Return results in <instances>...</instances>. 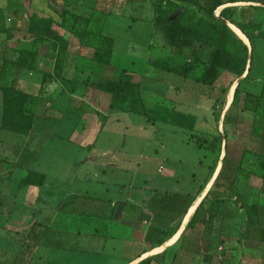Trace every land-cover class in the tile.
<instances>
[{
  "label": "rangeland",
  "instance_id": "obj_1",
  "mask_svg": "<svg viewBox=\"0 0 264 264\" xmlns=\"http://www.w3.org/2000/svg\"><path fill=\"white\" fill-rule=\"evenodd\" d=\"M232 1L225 0L226 15L248 28L255 38L253 44L235 33L231 22L223 17V8L210 15L203 9L202 0H0V57L4 60H13L22 48L32 47L29 33L33 21L30 20L51 16L64 37L60 45L68 42L74 52L67 63L68 77L95 81L98 77L123 76L141 83L138 96L149 107L145 116L127 112L131 114L117 119V114L128 111L130 104H134V98L119 104L114 111L110 107L111 95L99 89H83L76 93V97L64 98L63 93L67 91L57 81L41 91L43 73L52 71L57 50L53 40L47 48L46 45L41 47L48 54L33 58L29 69L20 73L24 90L37 95L29 109L37 111L38 117L28 137L1 128L4 106L0 90V263L111 264L106 256L84 255L81 250L40 247L35 253L36 249H29L27 245V234L34 222L52 221L69 192L116 198L118 189L129 187L134 174L140 182L150 175L149 185H158L167 178L173 159L182 160L180 173L184 179L181 183L191 187L194 183L188 176L200 171L199 159L200 163L216 166L221 152L224 150L226 153L227 142L231 160H242L244 167L238 189L248 196L250 202L261 204L260 216L255 219L249 210L240 211V205L232 199L228 200L232 202L229 206L237 211L235 214L243 226L264 225V179L261 178L260 167L264 144L251 132L253 123L259 121V115L245 104L246 93L261 94L264 88V0ZM9 7L20 8L22 19H15ZM61 14L64 18L73 16L77 19L76 24L63 22ZM95 16H99L100 21ZM157 16L177 18L183 25L193 28L194 45L182 50L172 48L162 27L154 26ZM86 20H90L93 28L103 29L114 37L113 67L100 69L91 60V49H85L83 54L76 56L78 49L74 47V31L82 30ZM223 22L232 30L226 36L227 50L238 60L248 56V77L242 82L239 99L231 109L232 115L240 114L246 118L242 126L224 125L239 79L227 93L224 94L223 89L232 85L237 78L235 73L223 70L213 88L196 81L212 52L221 45ZM251 56L253 62L249 71ZM187 63L196 64L189 78L167 71V68L180 70ZM123 68L127 69L126 73L122 72ZM14 75V68L3 65L0 60V83L10 82ZM68 94L71 95L70 92ZM214 104H217L216 114ZM105 123L108 124L101 131ZM190 132L210 140L222 134L223 144H219L215 152L195 148L187 143ZM95 145V150L89 149ZM126 156L132 160L131 163L123 161ZM86 157L90 159L85 160ZM111 163L116 166H105ZM125 164H130V175H125L120 167ZM160 165L165 167L162 172H159ZM30 170L45 173L49 186L19 189V182ZM193 177L198 179L197 174ZM52 184L60 187L54 189L50 187ZM37 195L45 202L39 205ZM77 200L73 195L66 199L74 212H109L106 202L87 208ZM218 207L225 205L218 204ZM103 242L100 247L104 246ZM68 243L83 246L78 240ZM244 248L249 252L247 254L255 257L238 258L234 264H264V243H247ZM193 262L203 263L200 257Z\"/></svg>",
  "mask_w": 264,
  "mask_h": 264
},
{
  "label": "trees",
  "instance_id": "obj_2",
  "mask_svg": "<svg viewBox=\"0 0 264 264\" xmlns=\"http://www.w3.org/2000/svg\"><path fill=\"white\" fill-rule=\"evenodd\" d=\"M182 1L192 2L194 0ZM249 1L258 2V0ZM202 2L203 9L210 15H214L215 12L217 13L218 9L220 7L224 8V5L226 4L225 0H202ZM232 2L235 1L233 0ZM52 8L56 13H60L56 7ZM9 10H11L14 18L22 19L23 12L20 8L12 9L9 7ZM222 10L223 17L229 20L231 25L240 29L249 39V42L253 44L255 38L248 31V28L245 25L242 26L234 22L232 18L227 16L226 8ZM110 15L111 14H108V16ZM95 18L100 21L99 16H95ZM30 21L34 22H32V27H30L29 33L32 38V47L22 48L13 60H4L3 57H0V60L3 61V65L12 66L15 70V75L10 82L7 81L3 84L0 83L4 106L1 121V128L3 130L26 137L29 136L34 129L37 114L36 112L31 111L29 106L34 103L36 96L21 89L18 86V79L22 70L29 69L31 60L40 55L42 50L41 47L46 45L45 47L47 48L52 40L56 43L57 47L55 63L52 72L43 73L42 85L40 88L41 91L44 89L46 83L49 82V78L60 82L63 89L71 93H75L82 89L88 90L95 88L111 95L110 107L112 109L117 108L121 103H125L131 97L135 99L134 104H130L131 107H129L128 111L126 109V111H124L143 116L146 115L149 108L146 106L142 97L138 96V92L142 87L141 83L126 79L123 76L117 78L98 77L95 81L89 79L79 81L64 76V68L67 57L70 53L69 43L67 42L60 45V42H62L64 37L61 32L55 28V19L52 17H35ZM62 21L76 24L77 19L73 18L71 15L64 18L62 15ZM86 21V26L82 30H75L74 35L79 39L80 44L83 47L91 48L93 50L91 60L95 62L100 69L113 67V56L115 51L114 37L105 33L103 29L93 28L90 25V20ZM222 25L224 31L220 34L221 45L212 52L209 61L196 81L202 85L213 88L216 86L223 70L235 73L237 78L232 82V85L230 87H224L223 89V93L225 94L231 89L235 81L240 79L246 73L248 56L243 60H238L227 50L225 47L226 36L227 33L232 32V30L226 22H223ZM154 26L162 27L168 44L176 50L192 47L195 43V30L183 25L177 18L169 19L157 16L154 19ZM11 28H9V31ZM245 48L248 49L247 46H245ZM252 62L253 56H251L249 71L251 70ZM195 69L196 64L187 63L180 70L167 68V71L176 73L184 78H189L191 72ZM122 72L126 73L127 69L123 68ZM247 77L248 75L241 79L235 89L234 100L224 117V125L242 126L246 122L244 116L240 114L232 115L231 109L236 105L241 92L242 82ZM245 104L247 108L252 109L259 115V121L253 123L251 132L261 141L262 144H264V88L261 94H254L251 92L246 93ZM216 109L217 104H214V114L217 113ZM217 119L219 120L220 117H217ZM173 125L178 126L179 124L173 123ZM187 143L198 149L215 152L217 146L223 144V136L222 134H219L213 140H210L207 137H202L194 132H190L187 135ZM260 167L262 170L261 178L264 179V156L262 157ZM243 171L244 167L242 165V160H231L229 156V142H227V149L223 163L213 184L214 190L208 192L206 198L200 203L185 231L182 233L183 243H185V240L188 237L193 239V244H191L190 241L189 246L186 249L191 251V247H195L193 248L195 253L206 255L208 252L217 249L221 243H224V240L218 233H216V230L219 228L217 225V222L219 221L218 219L222 218L220 216L221 211L218 204H225L229 199L231 200L235 197V203L239 204L240 207L249 210V212L253 216H256L257 219L259 218L261 204L250 202L248 196L238 189V180ZM46 179L47 176L45 173L30 170L19 182L18 187L19 189L29 186L40 187L44 185ZM154 192L155 195L150 202V208L154 212V221L166 228V230L163 237L159 238L156 242L148 244L151 249L163 245L166 240L173 235L175 231L173 223L182 219L188 213L189 208L194 201V197L191 194L184 195L180 193L161 192L158 190H154ZM74 197L88 198V196L78 195H75ZM207 198H211L209 204H207ZM103 201L109 202L110 200L104 199ZM68 206V201L63 202L59 207L54 220L51 222H34L27 234V245L29 249H36L38 247H53L61 250L66 249L65 242L62 239V234L64 232H82L91 233L92 235L99 234L103 237L109 232V236H112L113 238L116 237V235H114L115 231H111L113 228L114 230H117V224L112 223L108 218L98 215L79 214L77 212H65ZM115 210L116 209L114 208L110 219L114 216ZM82 216H85L86 218L84 219L85 221L80 224L79 218ZM68 221L70 225L68 224ZM64 222H67L66 225ZM68 225L70 228H68ZM248 226L253 230L250 233L246 232V237L258 243H264V225L256 224ZM176 260L177 254L175 256V261ZM152 261L153 257H150L144 259L139 264H151ZM227 261L228 259L226 258L225 260L220 261L219 264H229Z\"/></svg>",
  "mask_w": 264,
  "mask_h": 264
},
{
  "label": "crops",
  "instance_id": "obj_3",
  "mask_svg": "<svg viewBox=\"0 0 264 264\" xmlns=\"http://www.w3.org/2000/svg\"><path fill=\"white\" fill-rule=\"evenodd\" d=\"M225 6L226 5H224V8ZM74 47H76L75 49H78L77 50L78 52L76 53V56L78 57L79 55H81V53L83 54L85 49H91V48L83 47L80 44V41L78 38H76L74 42ZM69 52L70 53L67 57L66 65L64 68V76L66 77H68L67 75L68 60H69V57H71L74 53L71 46H69ZM47 54H48V51L44 52L41 50L40 56L45 57ZM92 56H93V50H92ZM54 63H55V57L53 59V64H52L53 67H54ZM80 68H76L77 71H80L81 70ZM47 72H52V71L49 70ZM68 78L83 81L81 79H76V78H71V77H68ZM21 83H22V79L19 76L18 86L24 90V88L21 86ZM54 83H57V81H55L54 79H50L49 82L46 83L45 86L50 87ZM41 85H42V81H41ZM24 91L29 92L28 90H24ZM77 92L75 93L70 92L71 95L68 96L69 94L67 91L66 93H63L64 94L63 97L64 98L76 97L75 95ZM47 95L49 94H46V96ZM35 96L37 97V95ZM98 101H99V98L96 101V106L98 105ZM110 103H111V100H110ZM57 104L60 105V102H57ZM145 104H146V101H145ZM35 112L36 114L38 113L37 111ZM128 114H131V113H127V112H122L121 114L119 113L117 114L118 115L117 119L119 118L123 119L124 115H128ZM37 117H38V114H37ZM106 124L108 123L104 124V127L102 128L101 131H103L106 128L107 126ZM125 144H126V141L123 143V146H125ZM95 148H96V145L94 148H89V149L95 150ZM224 156H223V159H224ZM209 157H210V154H209ZM89 159L90 157L85 158V160H89ZM123 161L126 163L132 162V160H130L129 157L127 156L123 158ZM181 162H182L181 159H177V160L173 159V167L169 169V172L167 173L168 174L167 178L162 180L159 184L157 183L158 185H153V186L149 185L150 184L149 174H148L149 177L144 178L143 180H141V182L135 179V174H134L133 179L129 181V187H125L124 190L123 188L118 189L119 193L117 194L116 198L107 199V198H103V197L96 196V195L69 192L67 196L62 200L59 207L61 206L63 202L66 201V199L70 195L88 196V198L87 197H77L78 199L77 203L84 204V206H86L87 208L88 206L90 208L91 207L94 208L98 206L96 203L106 202L109 205L108 213L99 214L97 212L94 213V212H89L86 210H82L77 213L86 214V215H94V216L96 215L104 216L108 218L109 221H111L112 223L117 224V230H114L113 228L111 231V232L115 231L114 235H116V237L114 238L112 236H109V232H107L105 237L100 236L99 234L92 235L91 233L64 232L62 234V239L65 242L66 249L79 250V251L81 250V252L84 255L91 254L94 257L106 256L108 260L112 262L111 264H139L144 259H147L150 257H153V261L151 264H193L194 263L193 261L199 257L202 258V261H203V263H200V264H219L220 261H223L226 258L228 259L227 262L229 264L231 263L234 264L238 258H246V256L248 255L254 256V254H247L249 252L244 248L247 245V243H258L246 237V232L250 233L253 230L250 226H248L251 224H248L247 226L246 225L243 226V224L240 222V219H238L237 215L235 214L237 213V211H234V209L231 206H229V203H232V202H226L225 204H223L225 205V207H220V211H221L220 216L222 218H219L218 219L219 221L217 222V225L219 226V228L216 230V233L220 235V237L224 240V243H221L217 249L208 252L206 255L195 253L193 251L194 250L193 248L195 247H191V251L186 249L189 246L190 241H191V244H193L192 243L193 239L190 237L186 238L185 243H183V239H182V233L185 231L187 225L189 224L191 220L190 219L189 222L185 224L187 217L189 216L188 215L189 211L192 208L194 203H198V206H199L200 203L206 198L208 192L210 190H214L213 184L220 172V170L219 172H217L218 171L217 167H220L221 169L223 161L221 163V158H220L218 160L217 165L215 166L212 163H207V162L200 163V159H199V165L201 168L200 171L194 172L192 176H188L189 179H191L192 183H194V185L191 187L185 186L181 183L182 180L184 179L183 175H181L180 173ZM129 165L130 164H125V165L120 166L122 170H124L123 173L125 175L131 174V172L128 169ZM105 166L115 167L116 165L114 163H111V164H105ZM163 170H165V167L163 165H160L159 172H162ZM194 174L198 175L197 180H195V178L193 177ZM207 178L209 179L207 180ZM204 180H207V182ZM209 183H212L211 188L206 190L207 185ZM44 186H49L48 176L43 186H40V187L29 186V187H31L30 189H33V188L38 189V188H43ZM50 187H53L54 189H58L60 186L59 184H52L50 185ZM154 190H158L161 192L180 193L184 195L191 194L194 197V201L191 207L189 208L188 213L182 219L177 220L173 223V227H175V231L173 235L169 237L163 245L157 246L151 249L148 244L156 242L159 238L163 237L164 232L166 230V228H164L163 226L159 225L156 221H154V212L150 208V202L155 195ZM36 197L38 199L39 205L45 202V199L43 197L39 195H37ZM104 199L110 200V201L109 202L103 201ZM235 199L236 198L234 197L232 200H235ZM210 202H211V198H207V204H209ZM198 206L196 207L195 211L197 210ZM59 207H58V210H59ZM114 208L116 209L114 216L112 217V219H110ZM239 210L240 211L244 210V208L240 207ZM65 212H68V213L74 212V209L71 206H68ZM194 213L192 214V216L194 215ZM254 217L255 219H257L256 216ZM85 218H86L85 216L80 217L79 223L82 224L85 221L84 220ZM66 223L64 222L65 225ZM68 224L70 225L69 221H68ZM69 225H68V228H70ZM253 225H256V224H252L251 226ZM75 240L82 242L83 246L85 247L83 246L81 247L80 245L73 246L72 244L68 243V241H75ZM102 241H104L103 242L104 246L100 247V244ZM91 244H93L94 246H92ZM38 248H36L35 253L39 251ZM66 249H62V250H66ZM176 254H177V260L175 261ZM48 264H52V263H48Z\"/></svg>",
  "mask_w": 264,
  "mask_h": 264
},
{
  "label": "bare ground",
  "instance_id": "obj_4",
  "mask_svg": "<svg viewBox=\"0 0 264 264\" xmlns=\"http://www.w3.org/2000/svg\"><path fill=\"white\" fill-rule=\"evenodd\" d=\"M223 7H220L219 9H218V11H217V13H219L220 12V10L222 9ZM232 26V28H233V30L235 31V33L241 38V39H243L245 42H247V43H249V40H248V38L241 32V30L240 29H238L237 27H235V26H233V25H231ZM223 156H224V150L222 151V153H221V163H222V161H223ZM217 169H218V171L217 172H219V170H220V167H217ZM212 182V181H211ZM211 185H212V183H209L208 185H207V189L206 190H208V189H210L211 188ZM198 206V203H194L193 204V206H192V208L190 209V211H189V216L187 217V220H186V223L185 224H187V222H189V220L191 219V217H192V214L194 213V211H195V209H196V207ZM167 246V245H166ZM162 248V247H161ZM152 253V252H151Z\"/></svg>",
  "mask_w": 264,
  "mask_h": 264
},
{
  "label": "water",
  "instance_id": "obj_5",
  "mask_svg": "<svg viewBox=\"0 0 264 264\" xmlns=\"http://www.w3.org/2000/svg\"><path fill=\"white\" fill-rule=\"evenodd\" d=\"M246 75H247V74L245 73V74L239 79L237 85L239 84L240 80H241L242 78H244ZM237 85H236V87H237ZM236 87H235V89H236Z\"/></svg>",
  "mask_w": 264,
  "mask_h": 264
}]
</instances>
